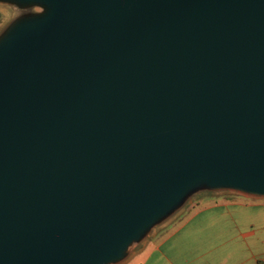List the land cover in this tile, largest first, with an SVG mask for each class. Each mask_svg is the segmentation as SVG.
<instances>
[{"label":"water","instance_id":"95a60500","mask_svg":"<svg viewBox=\"0 0 264 264\" xmlns=\"http://www.w3.org/2000/svg\"><path fill=\"white\" fill-rule=\"evenodd\" d=\"M0 2L44 9L0 34V264H125L195 196L264 199V0Z\"/></svg>","mask_w":264,"mask_h":264},{"label":"crops","instance_id":"0c3cea01","mask_svg":"<svg viewBox=\"0 0 264 264\" xmlns=\"http://www.w3.org/2000/svg\"><path fill=\"white\" fill-rule=\"evenodd\" d=\"M263 262L264 199L227 196L214 198L189 213L138 264Z\"/></svg>","mask_w":264,"mask_h":264},{"label":"rangeland","instance_id":"374dc122","mask_svg":"<svg viewBox=\"0 0 264 264\" xmlns=\"http://www.w3.org/2000/svg\"><path fill=\"white\" fill-rule=\"evenodd\" d=\"M44 11L43 8L40 7H32L27 9H19L13 4L2 3L0 2V34L4 31L11 23L15 22L19 18L24 15L42 13ZM225 197V196H220ZM214 198L206 195H198L193 197L184 208L180 209L178 212L169 217L165 222L156 226L144 239L142 244L133 245L130 248L131 255L136 253L148 246L146 252L144 254H139L135 258H131V262L128 264H138L139 262L145 259V256L149 254L153 249L156 243L165 236L173 227L179 224L189 213L193 210L200 208L206 203L213 201ZM129 260V261H130ZM127 263V262H126Z\"/></svg>","mask_w":264,"mask_h":264},{"label":"trees","instance_id":"16d2710c","mask_svg":"<svg viewBox=\"0 0 264 264\" xmlns=\"http://www.w3.org/2000/svg\"><path fill=\"white\" fill-rule=\"evenodd\" d=\"M225 197H227V196H225ZM261 264H264V262H263V263H261Z\"/></svg>","mask_w":264,"mask_h":264}]
</instances>
